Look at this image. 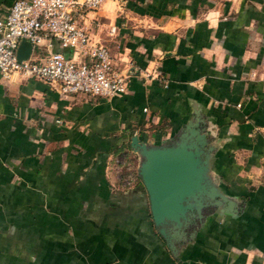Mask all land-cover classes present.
Instances as JSON below:
<instances>
[{"label": "crops", "instance_id": "1", "mask_svg": "<svg viewBox=\"0 0 264 264\" xmlns=\"http://www.w3.org/2000/svg\"><path fill=\"white\" fill-rule=\"evenodd\" d=\"M81 23L126 89L0 75V264H264V0H105ZM196 119L228 199L172 252L130 138L169 144Z\"/></svg>", "mask_w": 264, "mask_h": 264}, {"label": "built area", "instance_id": "2", "mask_svg": "<svg viewBox=\"0 0 264 264\" xmlns=\"http://www.w3.org/2000/svg\"><path fill=\"white\" fill-rule=\"evenodd\" d=\"M105 0H14L0 17V75L14 74L55 82L67 94L113 96L126 89L127 75L116 70L106 46L90 42L81 23L82 11L96 10ZM71 48L85 57L76 61L62 51H52L51 41ZM22 41L31 44V53L19 60ZM46 41V44H45ZM42 47L40 58L32 51Z\"/></svg>", "mask_w": 264, "mask_h": 264}, {"label": "water", "instance_id": "3", "mask_svg": "<svg viewBox=\"0 0 264 264\" xmlns=\"http://www.w3.org/2000/svg\"><path fill=\"white\" fill-rule=\"evenodd\" d=\"M30 53V42L22 41L18 59L25 60ZM196 120L169 144H147L137 135L130 138V147L140 158L137 174L148 196L153 226L172 252L192 237L206 211L228 199L208 175L212 169L210 136Z\"/></svg>", "mask_w": 264, "mask_h": 264}]
</instances>
